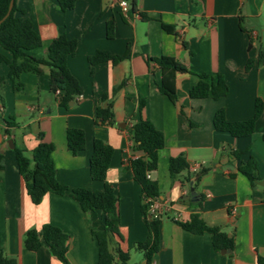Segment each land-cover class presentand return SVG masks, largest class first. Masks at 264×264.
Masks as SVG:
<instances>
[{
  "label": "crops",
  "instance_id": "obj_1",
  "mask_svg": "<svg viewBox=\"0 0 264 264\" xmlns=\"http://www.w3.org/2000/svg\"><path fill=\"white\" fill-rule=\"evenodd\" d=\"M126 1L125 11L117 0H77L73 9L61 11L56 0H14L16 16L29 19L41 39V47L30 51L31 56L45 59L49 45L60 35L77 41L67 68L82 94L65 109L50 94L47 67L40 75L20 74L17 90L8 78V66L0 63V153L4 157L0 248L16 264H61L46 247L29 252L23 246L28 230L50 224L68 236V264H96L98 247L90 230L100 228V213L82 212L68 194L49 193L40 204H32L13 149L30 158L40 142L52 144L58 183L69 189L100 191L102 183L89 175L92 144L99 139L113 149L106 181L118 200L119 237L112 238L110 247L129 252L128 264H146L143 253L134 249L136 243L146 241L148 231L140 209L141 188L129 167L143 153L132 149L128 133L132 124L146 119L165 140L157 169L149 175L159 189L162 214L159 249L150 264H257V257H264V0H136L135 11ZM109 21L114 23L112 39L107 38ZM162 25L172 31L165 32ZM97 52L126 58L90 66L88 58ZM0 54L11 59L1 47ZM161 56L176 59L193 74L221 75L227 95L217 101L191 99L189 90L197 77L177 74V100L171 103L158 91L160 71L147 63L148 58ZM248 60L253 64L246 70ZM256 99L262 101L263 112L252 135L234 138L215 131L212 121L217 110L223 109L229 122L246 121L253 116ZM106 107L113 114L112 124L96 119L97 109ZM5 122L16 124L9 138L12 149L4 134ZM67 128L84 133L85 148L76 155L67 149ZM181 154L189 168L171 182L169 160ZM249 158L256 160L260 178L254 186L239 172ZM192 166L198 168L194 174ZM187 176L191 186L185 183ZM190 188L196 193L193 200L185 197ZM193 214L232 238L234 250L217 251L209 233L192 234L177 224L189 221ZM135 251L139 254L131 261Z\"/></svg>",
  "mask_w": 264,
  "mask_h": 264
},
{
  "label": "trees",
  "instance_id": "obj_2",
  "mask_svg": "<svg viewBox=\"0 0 264 264\" xmlns=\"http://www.w3.org/2000/svg\"><path fill=\"white\" fill-rule=\"evenodd\" d=\"M61 11L73 9L77 0H56ZM136 10V0H129ZM10 0H0V20L5 16ZM17 8L13 0L12 9L9 15L0 23V47L11 54V59H6L0 54V63L8 66V78L17 90L21 88L19 76L22 73L40 75L42 68L49 70V91L55 95L59 91V105L68 109V104L82 94L78 81L70 74L67 68V60L77 49V41L68 39L64 35L55 38L47 49L45 59H38L29 54L30 51L41 47V39L33 30L32 23L25 17H17ZM21 14L23 12H20ZM142 19H146L143 15ZM107 38L114 36V23H107ZM165 32L170 33L171 27L162 25ZM126 58L111 56L107 52H97L88 58L90 66L98 63L111 61L116 63ZM263 59V52H259L258 63ZM154 63L160 71L158 91L166 96L171 103H176L175 79L177 74H193L182 63L169 56L159 58H148L147 63ZM251 60L247 61L246 70L252 66ZM197 82L190 88L191 99L219 100L228 93V86L221 75L214 74H193ZM3 79L0 78V83ZM115 88L113 91H116ZM107 97L102 98V102ZM143 108L140 103L139 111ZM263 112V103L256 99L252 118L246 121L229 122L225 117L223 109L215 112L213 117V128L217 132L228 133L234 138L247 137L253 134L255 122ZM96 119L100 124H112L113 114L108 107L98 108ZM16 126L13 122H5L4 134L9 139L11 130ZM134 151L142 152L143 155L132 160L129 167L132 171L134 181L141 188V213L145 219L148 236L145 242L136 243L134 249L143 253L146 264H150L152 257L157 253L160 243V225L162 219H155L149 214V207L159 198V189L155 181L149 175L157 169L158 153L163 149L165 140L163 134L146 119H139L132 124L128 130ZM264 138V137H263ZM67 149L76 155L85 148L84 133L75 128L66 129ZM16 158L18 173L21 176L27 196L34 205L40 204L46 194L64 195L68 194L78 204L82 212H98L101 215V226L96 229L91 227V236L98 247V259L96 264H128L129 252L121 251L119 248L110 247L113 237H119V214L117 211V196L114 189L106 181L107 171L113 155V149L99 139L92 144V153L89 158V175L92 181L101 182L103 187L100 191H91L77 188L69 189L61 185L55 178V167L52 160L53 145L40 142L28 158L20 149H13ZM3 154L0 153V170L3 169ZM189 165L183 154L170 158L168 175L173 182L179 174L187 171ZM204 172L202 170L200 175ZM239 172L254 186L260 181L257 172V163L254 158L242 163ZM191 177L185 178V183L190 184ZM186 232L192 234L209 233L212 246L215 250H234L235 244L232 238L228 237L218 228L208 227L200 215L193 214L189 221L177 222ZM68 236L58 227L50 224L43 225L39 230H28L23 236V246L29 252H36L46 247L50 254L56 257L61 264H68L66 259ZM0 264H16L13 258L7 257L0 248ZM257 264H264V257H257Z\"/></svg>",
  "mask_w": 264,
  "mask_h": 264
},
{
  "label": "built area",
  "instance_id": "obj_3",
  "mask_svg": "<svg viewBox=\"0 0 264 264\" xmlns=\"http://www.w3.org/2000/svg\"><path fill=\"white\" fill-rule=\"evenodd\" d=\"M117 2H118L119 7L121 8V10L125 11L127 9L128 3L126 0H117ZM55 96L59 97V91H57L55 93ZM197 169H198L197 166H192V168H190V170L193 174L197 172ZM187 185H189V184H187ZM190 186H191V184H190ZM232 212L234 213L235 210L232 209ZM149 214H150V216H153V218H155V219H162V214L159 210V205H158L157 201L150 205Z\"/></svg>",
  "mask_w": 264,
  "mask_h": 264
},
{
  "label": "water",
  "instance_id": "obj_4",
  "mask_svg": "<svg viewBox=\"0 0 264 264\" xmlns=\"http://www.w3.org/2000/svg\"><path fill=\"white\" fill-rule=\"evenodd\" d=\"M12 5H13V0H10L9 6H8V10H7L5 16L0 20V23L9 15V13H10V11L12 9ZM7 144L9 146V148H11V149L14 148V145H13V142H12L11 139H8ZM185 197H186V199H190V200L195 199L196 198V193H195L194 189L190 188L189 195L185 196Z\"/></svg>",
  "mask_w": 264,
  "mask_h": 264
},
{
  "label": "rangeland",
  "instance_id": "obj_5",
  "mask_svg": "<svg viewBox=\"0 0 264 264\" xmlns=\"http://www.w3.org/2000/svg\"><path fill=\"white\" fill-rule=\"evenodd\" d=\"M133 254V258H132V260L131 261H134L135 259H136V257H134V254H139V252H136L135 251V253H132ZM137 256V255H136Z\"/></svg>",
  "mask_w": 264,
  "mask_h": 264
}]
</instances>
